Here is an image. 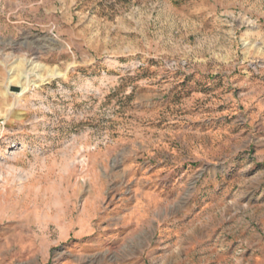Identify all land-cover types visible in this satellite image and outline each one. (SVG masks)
<instances>
[{
    "label": "rangeland",
    "instance_id": "374dc122",
    "mask_svg": "<svg viewBox=\"0 0 264 264\" xmlns=\"http://www.w3.org/2000/svg\"><path fill=\"white\" fill-rule=\"evenodd\" d=\"M0 264H264V0H0Z\"/></svg>",
    "mask_w": 264,
    "mask_h": 264
}]
</instances>
